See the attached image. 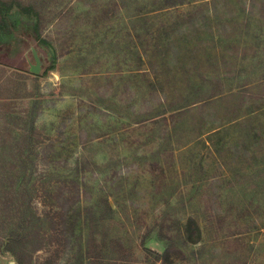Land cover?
I'll return each instance as SVG.
<instances>
[{
	"label": "rangeland",
	"instance_id": "374dc122",
	"mask_svg": "<svg viewBox=\"0 0 264 264\" xmlns=\"http://www.w3.org/2000/svg\"><path fill=\"white\" fill-rule=\"evenodd\" d=\"M14 230L29 264H264V0H0V264Z\"/></svg>",
	"mask_w": 264,
	"mask_h": 264
},
{
	"label": "trees",
	"instance_id": "16d2710c",
	"mask_svg": "<svg viewBox=\"0 0 264 264\" xmlns=\"http://www.w3.org/2000/svg\"><path fill=\"white\" fill-rule=\"evenodd\" d=\"M172 6V5H171ZM4 239V251L8 252L17 264H29L27 263V253L30 250L32 253L42 246L43 237L37 235L36 237H30L28 234L21 233L18 231L8 232ZM32 239L35 240V244L32 249H29L28 242ZM38 239V240H37ZM163 242H166V237H161ZM170 247L167 245L162 253H155V260L159 262H164L170 256ZM31 258V257H30ZM30 260V259H29ZM83 260H80L78 264H83Z\"/></svg>",
	"mask_w": 264,
	"mask_h": 264
},
{
	"label": "water",
	"instance_id": "95a60500",
	"mask_svg": "<svg viewBox=\"0 0 264 264\" xmlns=\"http://www.w3.org/2000/svg\"><path fill=\"white\" fill-rule=\"evenodd\" d=\"M34 55V59H35V65L31 66V71L34 72V73H37L38 72V65H39V59H38V56L36 53H33Z\"/></svg>",
	"mask_w": 264,
	"mask_h": 264
}]
</instances>
